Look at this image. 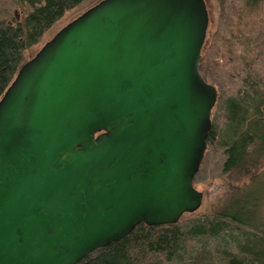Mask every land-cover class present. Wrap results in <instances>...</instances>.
<instances>
[{"label":"water","instance_id":"obj_1","mask_svg":"<svg viewBox=\"0 0 264 264\" xmlns=\"http://www.w3.org/2000/svg\"><path fill=\"white\" fill-rule=\"evenodd\" d=\"M205 0H101L0 99V264H79L196 213L218 91Z\"/></svg>","mask_w":264,"mask_h":264},{"label":"trees","instance_id":"obj_2","mask_svg":"<svg viewBox=\"0 0 264 264\" xmlns=\"http://www.w3.org/2000/svg\"><path fill=\"white\" fill-rule=\"evenodd\" d=\"M8 1L25 6L27 13L23 21L0 20V99L25 64V53L67 12L95 0ZM218 2L217 27L206 38L199 66L204 79L216 87L218 98L194 186L210 167L225 178L232 172L238 178L246 173L244 179L247 175L248 183L254 185L264 178V0ZM235 48L244 56L238 57ZM250 192L253 197L248 202L245 194ZM237 194L234 203L228 201L218 213L196 220L182 218L165 226L140 224L123 240L96 250L79 264L218 263L211 258L224 264H264V230L256 211L263 191L252 186ZM205 239L216 246L205 257L197 251L194 255L195 243Z\"/></svg>","mask_w":264,"mask_h":264},{"label":"rangeland","instance_id":"obj_3","mask_svg":"<svg viewBox=\"0 0 264 264\" xmlns=\"http://www.w3.org/2000/svg\"><path fill=\"white\" fill-rule=\"evenodd\" d=\"M99 1L101 0L86 2L79 7L67 12L65 16L49 32L45 34L42 41L37 46L31 48L25 53V63L34 58L38 51L44 46V44L51 40L64 26H66L68 23L73 21L84 11ZM205 1L207 3L210 16V23L207 33V38L209 39L217 27L220 10L218 0ZM26 13L27 10L25 6L15 5L8 0H0V20H5L8 23H12L13 21H23L25 19ZM246 35L249 36L250 34L246 33ZM235 54L238 57L244 56L240 48H235ZM244 174L241 175V177L243 176V179ZM246 177L247 175H245V179L243 180L242 178H238L236 172H232L229 177L225 178L221 176L220 171L213 170L210 167L203 179L195 184L196 189L204 194L201 208L194 214H186L183 219L196 220L206 214L218 213L219 210L223 209L224 203L228 201L234 203L236 200H238L237 191L244 189L246 192L248 188L251 189L252 186H254L255 190L257 189L263 191V194L258 197V200L256 201V211L259 216L258 221L261 223V229L264 230V178L260 182H256L253 185L248 183L249 179L247 180ZM252 194L253 193L251 192L245 194V196H247L248 202L252 200ZM214 246H216V242L210 239L199 240L195 243L194 255H196L197 251L199 255L205 257L209 254L208 252L214 248ZM211 260L215 263L218 262L217 264H224L220 259L217 258H211Z\"/></svg>","mask_w":264,"mask_h":264},{"label":"bare ground","instance_id":"obj_4","mask_svg":"<svg viewBox=\"0 0 264 264\" xmlns=\"http://www.w3.org/2000/svg\"><path fill=\"white\" fill-rule=\"evenodd\" d=\"M207 38V37H206Z\"/></svg>","mask_w":264,"mask_h":264}]
</instances>
